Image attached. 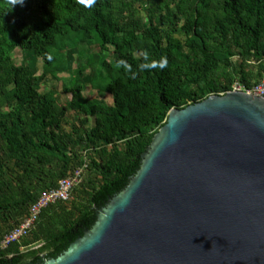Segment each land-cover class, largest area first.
Listing matches in <instances>:
<instances>
[{"label": "trees", "instance_id": "16d2710c", "mask_svg": "<svg viewBox=\"0 0 264 264\" xmlns=\"http://www.w3.org/2000/svg\"><path fill=\"white\" fill-rule=\"evenodd\" d=\"M15 50L39 59L45 75L76 78L74 112L56 90L41 92L34 64L15 65ZM77 52L91 65L86 79L72 68ZM263 81L264 0H0V242L84 168L70 199L44 209L0 264L61 257L127 189L173 109Z\"/></svg>", "mask_w": 264, "mask_h": 264}, {"label": "water", "instance_id": "95a60500", "mask_svg": "<svg viewBox=\"0 0 264 264\" xmlns=\"http://www.w3.org/2000/svg\"><path fill=\"white\" fill-rule=\"evenodd\" d=\"M84 238L42 264H264V99L185 109Z\"/></svg>", "mask_w": 264, "mask_h": 264}, {"label": "rangeland", "instance_id": "374dc122", "mask_svg": "<svg viewBox=\"0 0 264 264\" xmlns=\"http://www.w3.org/2000/svg\"><path fill=\"white\" fill-rule=\"evenodd\" d=\"M81 35H78L77 38H73L70 40V45L71 49L79 48V40L81 39ZM89 46H85L83 48V51L86 53H89L90 49L88 48ZM78 53V52H77ZM75 54L74 55V60L72 61L73 69H78L81 72V75L83 79H86L89 77L90 73L92 72L91 65L88 64V59L86 57H82L83 55L80 54ZM13 61L15 65L21 66V65H33L36 68L37 72V78L39 80H42L40 84V89L41 92H46L49 90H56L57 91V97L59 100V103L61 106L64 108H67L69 111L74 112V110L70 107L71 104L73 103L74 100V89H75V83L76 78L72 76L68 72H63V73H51V74H44V70L42 68V62L39 59L33 58L31 54H27L24 52H21L20 50H15V52L12 55ZM82 94L84 98L87 100V105L89 111L88 116H92L93 110H92V105L91 101L95 98L96 92H94L91 84L87 81L85 86H82ZM71 116L73 117V114L71 113ZM91 122H93V117H90ZM42 244H37L31 247L30 250L37 249L41 247Z\"/></svg>", "mask_w": 264, "mask_h": 264}, {"label": "built area", "instance_id": "2783aa9c", "mask_svg": "<svg viewBox=\"0 0 264 264\" xmlns=\"http://www.w3.org/2000/svg\"><path fill=\"white\" fill-rule=\"evenodd\" d=\"M232 92L246 93L264 99V81L251 88H246L240 83H235ZM85 167H87L86 164ZM83 170L84 168L79 169L73 176L61 180L57 189L43 194L30 208L28 217L3 238L0 242V251L6 250L12 244L21 242L24 238H27L36 227L44 209L59 201L69 200L73 190L82 182Z\"/></svg>", "mask_w": 264, "mask_h": 264}, {"label": "clouds", "instance_id": "9594fccd", "mask_svg": "<svg viewBox=\"0 0 264 264\" xmlns=\"http://www.w3.org/2000/svg\"><path fill=\"white\" fill-rule=\"evenodd\" d=\"M26 3V0H13V6L15 7L17 4L23 6ZM232 92V91H230Z\"/></svg>", "mask_w": 264, "mask_h": 264}]
</instances>
